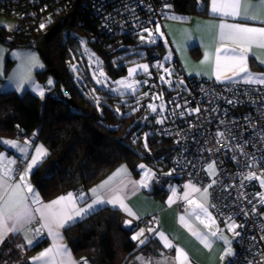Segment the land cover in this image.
Here are the masks:
<instances>
[{"label": "trees", "instance_id": "obj_1", "mask_svg": "<svg viewBox=\"0 0 264 264\" xmlns=\"http://www.w3.org/2000/svg\"><path fill=\"white\" fill-rule=\"evenodd\" d=\"M207 1L199 0L198 4L197 0H164L165 5L171 6H164V19L187 23L192 16L207 14ZM52 21L57 31L47 42V50L51 67L58 72L53 86L43 98L29 90L22 94L15 91L0 94V141L18 139L19 134L35 133L30 146L39 142L47 149L48 155L29 176L40 196L49 199L66 192L86 191L122 164L134 175L139 173L140 165H147L155 171L164 170V154L172 152L173 148L170 141H158L151 134V110L142 101L138 102L137 94L128 95L123 102L120 96L93 85L89 76L80 75L81 80L75 79L66 65L68 45L73 41L70 38L64 40L61 34L70 27L89 37L91 45L103 59L104 72L117 78L125 74L126 66L115 68L112 57L135 47L139 42L136 37L147 35V32L109 37L87 22L81 4L60 13ZM94 34L101 38L100 43L93 40ZM152 40L155 41L152 45L143 46L146 49L144 57L148 60L153 54H159L156 67L160 75L157 78L161 77L158 67L161 64L170 67L172 74L177 75L175 54L164 46L161 37L157 39L155 36ZM106 42H109L108 47ZM5 43L10 47H33L26 42ZM165 56L169 58L165 60ZM49 68L36 72L35 79L43 83ZM157 78L154 76L149 82H156ZM172 91L163 92L164 99ZM147 130L149 136L143 144L142 134ZM4 149L0 143V152ZM166 187H152L150 194L161 198L167 192ZM124 220L125 215L119 210L102 207L64 228L62 234L74 256L87 264H127L136 253L158 248L152 236L143 244L133 240L134 229H126ZM40 244L28 247L17 237L5 239L0 244V264H30L28 254Z\"/></svg>", "mask_w": 264, "mask_h": 264}, {"label": "built area", "instance_id": "obj_2", "mask_svg": "<svg viewBox=\"0 0 264 264\" xmlns=\"http://www.w3.org/2000/svg\"><path fill=\"white\" fill-rule=\"evenodd\" d=\"M77 4L87 22L109 37L148 29L160 38L155 28L164 19V0H0V38L36 47L38 37L54 25L52 19ZM93 40L101 42L96 34ZM158 60L159 54H153L147 62L155 78L160 75ZM176 73L185 85L150 111L151 134L173 148L164 154L165 169L153 173L150 186L172 185L179 192L187 182L211 185L210 211L228 232L239 233L227 264H264V187L257 179H245L249 174L264 179V86L186 77L179 67ZM18 139L31 143L33 135L19 134ZM210 163L214 175L209 174ZM26 165L17 158L12 175L18 177ZM229 225L239 227L229 231Z\"/></svg>", "mask_w": 264, "mask_h": 264}, {"label": "snow or ice", "instance_id": "obj_3", "mask_svg": "<svg viewBox=\"0 0 264 264\" xmlns=\"http://www.w3.org/2000/svg\"><path fill=\"white\" fill-rule=\"evenodd\" d=\"M199 4V0H197ZM165 7H171L170 5H165ZM210 14L213 16H218L221 18V23L218 25H213V27L218 29V38L220 41L228 40L235 43L238 46V51L236 49H228L223 47H216L214 56V72L217 81H228L235 83V78H240L244 83L247 84H261L264 85V73L254 74L249 71L248 68V56L252 52L253 47L257 49L264 50V27H253L242 23H225L223 18L231 17L233 19L240 18L245 21H259L264 24V0H210ZM176 18V17H173ZM44 28L45 25H40ZM148 32V29H145ZM159 32V27L156 29ZM153 34L149 32V36ZM141 40L144 37L141 36ZM155 42L154 40L152 41ZM3 50H0L2 52ZM19 55L18 53H13V56ZM213 56V53L206 50L205 60L201 61V64L209 60ZM169 57H165L168 59ZM2 59V57H0ZM27 61V71L30 72L33 67H43L40 64L38 57L35 54H27L25 57ZM259 59V57H257ZM259 62L264 64V59H260ZM158 67H163V65H158ZM137 68H142L145 72L148 71V65H137L134 68L129 69V77L136 73ZM168 72V69H164ZM231 73V75H226V73ZM101 77L104 76L103 72H100ZM10 80L16 82V91H20L26 83H29L32 78L29 75L26 79L24 77H19L17 79L16 75L9 77ZM160 79L163 81L164 77L161 76ZM99 83L100 81L97 80ZM51 80L48 81L50 85ZM118 85H121L125 89H131L135 91V86L138 81L132 80H120L116 81ZM183 83V81H181ZM37 94L41 97L44 96V90L42 88H34ZM117 91V89H113ZM232 103V101H228ZM148 107L155 112L156 108L153 105H148ZM193 111H199V109H194ZM157 123H162L161 120H157ZM35 135V133L33 134ZM218 136H222L223 133H217ZM0 143L10 146L13 149H18L22 155H27L28 147L30 141L25 140L23 145L18 144V142L13 140H3ZM147 147V145H145ZM48 155L47 149L43 145L35 146V151L31 155V160L27 163L26 168L23 173H21L20 180L11 183L12 181V165L16 163L15 159L5 160V154L0 152V242H3L5 237L9 233H17L24 230L25 226L34 222V220L39 218L40 227L35 229L36 236H40L43 230H46L48 235L54 237L57 241L62 240L60 229L67 228L74 224L78 218H82L89 214L96 206L102 204H111L114 207L119 206L121 209L126 211L129 215H134L128 206L124 203V198L121 192L124 188L128 187L127 184H121L116 188H109L110 182L120 174H126L127 170L122 166L118 169L111 177L103 181L97 187L91 189L92 196L94 197L92 203L87 204L85 207H78V203L85 199V194L81 193L79 196H74L73 193H67L57 197L55 200L49 203L43 204L40 201L39 194L35 192L32 185L27 181L26 177L31 172V170L38 165L46 156ZM141 169L145 166L140 165ZM210 170L209 174L214 175V163L208 165ZM151 178L150 170L144 173L142 179L138 182L140 187H148L147 181ZM245 179H257L259 180L261 187H264V179H261L254 174H249ZM215 183V181H213ZM211 187V185L209 186ZM108 189L112 193L110 198H105L101 193ZM185 189H191L192 192H200V189L196 188L192 184H186ZM173 195H175V189H172ZM208 189L203 190L202 195H206ZM189 192L184 193V199L187 200L188 204L193 207V213L196 214V219L200 220L206 228L209 227L208 223H205L204 219H201V214L207 218L211 224H215V220L212 219L207 207L203 203H198L196 200L189 199ZM169 203L174 202L173 197H169ZM261 202L264 203V194H261ZM32 205H37L33 208ZM199 210L197 212L196 210ZM180 222L189 229L194 237H196L200 243L205 248H210L212 246V241L209 237H217L223 240L225 244V249L223 254L220 256V260L223 264L226 257L234 255L231 248V241L222 235H218V231H209L208 234H202L198 231L192 229L191 225L185 221V217L181 216ZM125 224H130V221H125ZM237 225H229L228 230L234 231ZM148 232H152L153 229L149 228ZM144 229H141L136 235L132 237L133 240H138L140 244L145 243L144 239ZM160 239L162 240L165 248H172L173 244L163 233H158ZM235 235H239L238 232ZM264 239V237H262ZM28 244H33L32 239H27ZM175 262L176 264H188L189 257L186 252L180 247L175 248ZM60 258L59 261L57 258ZM34 262H40V264H76L75 261L71 259V254L67 249V246L63 243H54L51 247L46 248L44 251L40 252L36 257L32 258ZM137 259H140L139 257ZM84 264H87L85 261Z\"/></svg>", "mask_w": 264, "mask_h": 264}, {"label": "crops", "instance_id": "obj_4", "mask_svg": "<svg viewBox=\"0 0 264 264\" xmlns=\"http://www.w3.org/2000/svg\"><path fill=\"white\" fill-rule=\"evenodd\" d=\"M206 8V15L192 16L189 22L187 23L175 22L172 20L164 19L160 24L157 25L159 27V32L156 31V28L155 31L158 33L161 39H165V41L167 42V47L171 50V53L173 55L175 54L176 56L177 66L182 70L183 74L186 77L210 78L212 80L217 81L215 75L213 74L215 63V48L223 47L228 48L230 50L236 49L237 51L239 49L238 46L235 43H232L231 41L219 40L218 29L213 27V25H218L219 23H221V18L210 14V0L207 1ZM223 22L242 23L253 27H264V24H261L259 21H245L240 18H223ZM5 23L9 24L8 21ZM0 42L2 41L0 40ZM0 47L3 49V51L0 52V57H2V59H0V94L9 91H15L18 94H22L25 90L22 92L16 91V82L9 79V77H11V69L13 68V62H11L12 60H9V58H6L4 54V46ZM206 50L212 52L213 56L209 60L205 61V63L201 64V61L205 60ZM257 57H259V59H257ZM260 59H264V50L253 47L252 52L248 56V68L250 72L254 74L264 73V64H261L259 62ZM226 75H231V73H226ZM235 81L243 82L242 80H240V78H235ZM27 86H29V84H26V87ZM26 90L29 89L27 88ZM29 91L32 92L31 90ZM7 140H13L18 142V144L23 145V143H21L17 138ZM37 145L42 144L36 142L33 143L31 146L29 145L27 155H22L18 151V149H13L7 145H4L5 149L1 152L5 154V160H16L17 158H22L26 160L27 164L31 160V155L32 153H34L35 146ZM122 166L127 170L126 174L122 173L116 176L110 182L109 188L119 187L122 183L128 185V187L123 189L121 195L124 198V203L128 206V208L132 211L134 215H129L118 205L114 207L111 204L98 205L89 214L102 207H109L112 209L119 210L125 215L123 226L126 229H134L133 235L135 233H138L141 229H144V236L141 237V239H144L146 241L150 236H152V238L156 241V243L158 244L157 249L148 251L142 250L133 255L127 264H176L174 259L176 255V247H180L186 252L189 257L188 264H222L220 256L223 254L224 249L226 247L223 240L218 239L217 237H209V239L212 241V246L210 248H205L200 243V241L192 235L189 229L186 228L180 222L179 218L181 216L185 217V221L191 225L193 230L198 231L202 234H208L209 231H218V235H222L229 241H231V248L233 250V253L235 252V235L231 232H228L225 229V226L209 209L208 185L200 187L193 183L187 182L182 186V189L179 192L175 191V195H173L172 192V189H174V187L172 185H167L166 194L161 198L155 197L154 195L150 194V190L152 188L150 186L151 178L147 181L148 187H140L139 184L135 183L140 181L143 177L141 176L142 174H140V171L139 173H137V175H134L130 172L126 165L122 164L117 166L112 172L102 178L95 185L91 186L88 190L78 192L76 194L73 193L74 196H79L81 193L85 194V199L80 201L77 206L85 207L87 204L92 203L94 197L92 196L90 190L100 185L103 181L107 180ZM11 167L13 168V165ZM35 167L31 170V172L35 169ZM31 172L27 175L26 179L32 185L29 177ZM20 176L21 174L18 177H14L12 175V181L10 182L15 183L19 181ZM186 184L194 185L196 188L200 189V192H192L191 189H185ZM32 187L35 192L38 193V191L33 185ZM205 188L208 189V192L206 195H202L203 190ZM186 191L189 192V199L196 200L198 203H203L205 207H207L212 219L215 220V224H211L207 220V218L203 216V214H201V219H204L205 223L209 224L208 228H206L205 225L200 222V220L196 219V214L193 213V207L190 206L187 200L183 198L184 193ZM67 193L69 192L54 196L49 199H43L40 194H38L41 203L46 204L52 200H55L59 196L66 195ZM101 195L105 198H110L112 193L109 192L108 189H105L101 193ZM170 196L173 197L174 202L172 203L168 202ZM32 207L35 208L37 207V205H32ZM180 207H182V210L180 209ZM196 211L199 212L198 209ZM84 217L78 218L76 222L83 219ZM125 221H130V224H125ZM39 227L40 221L37 216L34 222L25 226L23 231L17 233H9L5 237V239L17 237V239H20L24 243H26L28 247H32L37 243L41 242L38 248L28 254V260L30 264H40V262H34L32 258L36 257L40 252L44 251L46 248L51 247L54 243L57 242L66 245L68 251L71 254V259L75 262L78 261V259L74 256L71 248L68 246L63 237V229H60L62 240L57 241L54 237L48 235L46 230H43L40 236H36L35 229ZM149 228L153 229V231L148 232L147 230ZM158 233H163L165 237H167L168 240L171 241L173 247L165 248ZM26 238L32 239L34 241L33 244H28L26 242ZM1 243L2 242H0V244ZM138 244H140L139 241ZM138 257L140 259H137ZM231 257L232 256L226 257L223 264H227ZM57 259L59 261L60 258L58 257Z\"/></svg>", "mask_w": 264, "mask_h": 264}, {"label": "rangeland", "instance_id": "obj_5", "mask_svg": "<svg viewBox=\"0 0 264 264\" xmlns=\"http://www.w3.org/2000/svg\"><path fill=\"white\" fill-rule=\"evenodd\" d=\"M61 34L64 40L66 38H70L73 41L72 44L68 45V55L66 57L67 71L72 72L73 75L75 76V79L81 80L80 75L89 76L93 85H95L100 89H105L109 91L111 94L120 96L119 99L123 102L128 98L127 97L128 95L137 94L138 102L141 103L142 101V103L147 109H150L148 107V105L150 104L155 106V108L157 109L160 103L164 101L163 92H166L168 90L171 91L173 89H176L178 87H183L185 85L182 79L178 78L177 75L172 74L173 70L170 67L164 65L163 67H159L161 69V76L164 77V80L162 81L160 78L156 79V82H159L160 85L157 86L156 84L149 82L154 78V74L147 63L148 62L147 58L144 57L146 49L143 46L152 45L153 44L152 38L155 39L156 34H153L152 36H149L148 32L147 35L140 34L136 37L139 42L135 47L128 48L127 50L114 54V56L112 57V60L115 61L114 67L117 68L119 67V65L126 66L125 74L117 78L109 77L104 72L102 68L103 59L91 45V39L89 37L87 38V36L83 34H79L70 27H68V29L63 30ZM141 36L144 37V40H141ZM162 39L164 46L167 47V42L165 41L164 38ZM5 42L6 41L0 42V46L2 47L4 46L5 49L4 54L6 58H9V60H12L11 62H13V68L11 69V76L15 74L17 79L21 76L26 79L30 75L32 78V80L29 83H26L29 84V86L26 87L25 84L23 88L20 90V92L28 88L29 90L37 94V91H34V88H42L44 90V95H45L47 91L50 89V87L53 86L55 79L54 76L49 73L46 74L43 83H40L35 79L36 72H43L47 69V64L42 58V56L39 54V52L37 51L36 47H24V46L10 47ZM1 50L3 49L1 48ZM13 53H18L19 55L13 56ZM29 53L35 54L38 57L40 64L43 65V67H33L31 71L28 72L26 68L27 61L25 57ZM127 55H131V56L128 57L127 59H124V57H126ZM137 65H148V71L145 72L142 68H137L136 73H134L133 76L129 77V69L134 68ZM165 68L168 69L169 71L165 72L164 71ZM100 72L104 73L103 77L99 75ZM206 79H210V78H206ZM49 80L52 81L50 85L48 84ZM97 80H99L100 82L98 83ZM120 80H128L129 82H131L132 80L138 81L137 85L135 86V91H132L131 89H125L121 85H118L116 81H120ZM181 81H183V83H181ZM237 82H241V81H237ZM251 85L264 86L261 84H251ZM113 89H117V91H113ZM148 136H149L148 130L142 134L143 144H146V140ZM144 166L145 167L143 169L139 167L140 174H142L141 176H144V173L149 170L152 176V174L155 172V169L147 165ZM262 194H264V192ZM261 214H262V219L264 221V209L262 210ZM134 235H136V233Z\"/></svg>", "mask_w": 264, "mask_h": 264}, {"label": "water", "instance_id": "obj_6", "mask_svg": "<svg viewBox=\"0 0 264 264\" xmlns=\"http://www.w3.org/2000/svg\"><path fill=\"white\" fill-rule=\"evenodd\" d=\"M57 31V26H52L45 34L40 35L37 39L36 49L39 54L42 56L44 61L46 62L47 66L50 67L48 69V73L52 74L54 77H57L58 72L56 68L51 67L52 63L50 61V57L47 50V42L49 41L50 37Z\"/></svg>", "mask_w": 264, "mask_h": 264}]
</instances>
